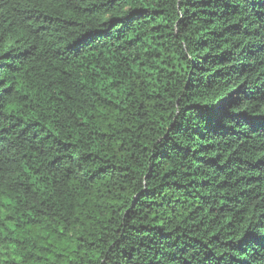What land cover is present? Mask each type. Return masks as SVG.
Here are the masks:
<instances>
[{
    "label": "trees",
    "instance_id": "1",
    "mask_svg": "<svg viewBox=\"0 0 264 264\" xmlns=\"http://www.w3.org/2000/svg\"><path fill=\"white\" fill-rule=\"evenodd\" d=\"M0 264H264V0H0Z\"/></svg>",
    "mask_w": 264,
    "mask_h": 264
}]
</instances>
